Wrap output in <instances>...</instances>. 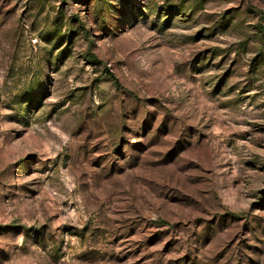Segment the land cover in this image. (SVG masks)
<instances>
[{
	"label": "rangeland",
	"instance_id": "374dc122",
	"mask_svg": "<svg viewBox=\"0 0 264 264\" xmlns=\"http://www.w3.org/2000/svg\"><path fill=\"white\" fill-rule=\"evenodd\" d=\"M0 264H264V0H0Z\"/></svg>",
	"mask_w": 264,
	"mask_h": 264
}]
</instances>
